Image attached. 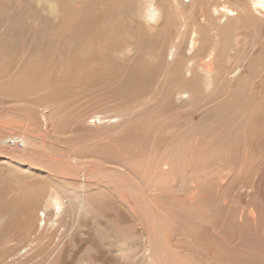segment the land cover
Masks as SVG:
<instances>
[{"label":"rangeland","instance_id":"rangeland-1","mask_svg":"<svg viewBox=\"0 0 264 264\" xmlns=\"http://www.w3.org/2000/svg\"><path fill=\"white\" fill-rule=\"evenodd\" d=\"M17 1L28 8L32 24L25 30L37 36L40 51L33 57L25 49L9 53L12 63L6 78L11 84L0 82V151L25 152L73 172H119L115 164L128 165L151 197L169 264H264V11L251 14L236 7L239 15L232 30L217 32L220 10L219 16H213L209 9L205 11L212 1L196 0L193 8L190 4L174 7L161 13L154 24L137 28L154 39L160 37L146 55L133 49L131 39L111 50L109 45L92 47L100 58L115 64L109 76L115 70L121 76L136 58L154 65L164 51L162 59L169 62V51L185 43L194 29L199 33L195 36L200 39L196 44L200 56L214 48V66L205 72L196 65L198 96L179 104L164 99L170 88L165 65L149 69L155 86L147 87L143 97L113 92L106 87L110 82L98 81L85 92L82 85L65 88L63 84L60 91L68 49L55 50L51 45L60 14L49 15L44 0ZM133 25L131 21L129 26ZM175 57L189 64V57L181 58L178 51ZM239 64L240 72L231 78ZM99 74L103 75L96 73V77ZM215 111L238 137L231 143L217 141V134L202 142L199 137L191 150L195 153H185L179 146V156L173 158L169 151L177 145L178 129L211 122ZM96 113L126 114L134 129L94 127L87 117ZM122 119L125 124L127 119ZM167 119L169 125H165ZM174 122H179V128ZM168 159L169 169L158 174L157 163ZM184 171L196 174L204 187L180 196V181L190 178L183 176ZM10 173L14 170L0 165V183L39 195L44 206L39 218L48 210L51 196H58L62 206L56 221L51 220L42 232L40 227L32 230L30 236L19 235L18 229L26 230L27 224L20 223L21 218L6 222L9 217L2 216L0 264H156L148 250L144 223L135 213L139 202L123 189H110L101 180L103 184H95L36 171L22 174L14 184ZM31 223L36 225L37 217Z\"/></svg>","mask_w":264,"mask_h":264},{"label":"bare ground","instance_id":"bare-ground-1","mask_svg":"<svg viewBox=\"0 0 264 264\" xmlns=\"http://www.w3.org/2000/svg\"><path fill=\"white\" fill-rule=\"evenodd\" d=\"M210 1L212 2L207 4L205 11L209 9L213 16H219V10L221 12L217 26L219 31L216 30L217 32H228L232 30L235 26L234 21L239 15L236 12V7H242L245 11L250 10L251 14L253 11L257 13L264 11V0ZM44 2L47 4V13L49 15L54 18L60 14L59 22L53 30L55 39L51 45L55 50L68 49V68L64 69V79L58 82V86L63 84L65 88H76L82 85L86 87L83 90L85 92L93 84L97 85V81L102 84L110 82L111 85L106 87L113 92L122 90L128 96L143 97L142 93L148 92L147 87L155 86L154 78L151 77L152 74L148 76L149 69L152 66L161 67L165 65L168 82L173 91L169 92L170 88L168 91H165L164 99L168 103L179 102L181 104L182 102H190L198 96L199 82L197 79L196 65L199 63L205 72H210L214 66V48L207 50L203 56H200L199 46H196L197 43L200 44V39L195 36V34L199 35V33L194 29L188 34L185 43L177 49L169 51V62L165 63L162 59L164 51H161L157 56V61L155 64L153 63L154 65H149V63L143 62V59L136 58L132 64L125 67V74L121 76L115 70L113 71L112 77H110L109 73L115 68V64L107 61V59L100 58V56L93 52V48L98 46L109 45V50H111L125 45L131 39L132 47L135 51H139L141 54H147L149 51L148 47L152 45L156 47L158 42H160V37L155 35L154 39L152 35L140 33V30L138 32L137 28L146 24H154L161 13L168 12L174 7L183 8L190 4V8H193L197 5L196 0H44ZM219 2H222L220 7L218 5ZM50 3H53L54 6ZM201 8L203 9V3L201 4ZM27 9V7L23 8L20 6L16 0H0V82H6L8 84L11 82L9 78H6V75L9 74L8 69L12 63V56L9 53H15L16 51L25 49L33 57L40 51L37 36L25 30V28L32 24L29 21L31 16ZM131 21L134 23L132 27L129 26ZM210 22L211 19L207 17L206 24L210 25ZM30 30L34 31L35 29ZM176 51H178L181 58L189 57L187 61L189 62L188 65L176 61ZM189 54L190 56H188ZM105 57L107 58V55ZM184 66L186 67L185 72L183 70ZM240 69L241 64L234 68L231 78H235L240 72ZM96 73H102L103 75L99 74L96 77ZM60 91H63V87ZM122 117L127 119L126 114L106 115L96 113L87 117V119L91 121L92 126L98 128L116 127L118 131H121L128 127L133 130L134 126L129 123V120L124 121V124ZM214 118L211 122L201 121L197 125L191 124V126L180 128L178 125L179 122L172 123V125H178L179 137L178 141H176L177 145L174 144V148L172 151H169V154L175 155L173 158H177L176 155L179 156L180 153L177 149L179 146L184 147L185 153L191 152V150L196 148L195 142H197L199 137L201 139L200 142H202L209 136L215 137L214 135L217 134L215 138L217 141L223 143H229L232 139L238 137L235 133H231L226 125L221 122L219 113L216 112ZM168 121L169 119H167L165 125L170 124ZM145 127L148 128L147 125ZM156 133L159 136V132L156 131ZM134 134L136 135L137 133L134 132ZM86 143L87 141L84 144ZM8 149L11 148H4L2 149L3 151H0V165L5 166L8 170H14V173H10L14 184L19 182L22 174L30 176L31 172L36 171L47 177L58 175L62 178H76L86 182L89 180L95 184L107 182L110 189H114V187L123 189L127 197L135 199L136 201L138 200L139 202L138 208H135V213L139 216V220L144 223L145 234L150 241L148 250L154 263L169 264V256L164 249V238L160 231L161 226L159 227L158 224L161 222L157 217L151 197L142 183L136 178H133V174L127 169L129 167L128 165L115 164L114 166L120 168L119 172H113V169L105 171L104 173L96 171L85 172V170L73 172L66 168H60L50 161L35 159L25 152H4ZM128 153L135 155L134 150H128ZM191 153H195V151ZM163 159L159 160L157 158L156 160L162 161ZM168 163L170 164L169 159L164 164L157 163L159 167L156 169L159 172L158 174H162L169 169ZM32 165L35 167H32ZM183 176H190V178L180 181L177 189L180 196H185L191 190L204 187V183L197 180L196 174L186 175L184 171ZM9 184L5 183V185H2L0 183V218L2 216H8L9 218L6 222H10L14 217H18L22 219V221L19 219L20 223H27L26 230L22 231V229H18L20 236L23 235L22 233L30 236L32 230L35 232L39 227L42 232L51 220L59 218L62 202L58 196L50 197L49 204L46 206L48 210L41 212L42 218H39L38 211L41 209V206L44 207L41 202V197L30 192L28 188L21 186L10 189ZM163 195L161 196L162 201L165 199ZM36 217L37 223L35 225L31 223V220Z\"/></svg>","mask_w":264,"mask_h":264}]
</instances>
